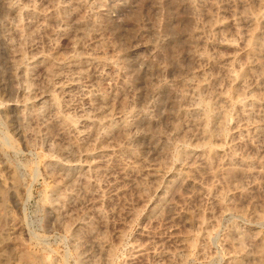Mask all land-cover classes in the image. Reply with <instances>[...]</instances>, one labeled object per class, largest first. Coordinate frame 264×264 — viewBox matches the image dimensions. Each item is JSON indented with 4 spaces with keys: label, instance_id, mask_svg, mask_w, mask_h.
<instances>
[{
    "label": "rangeland",
    "instance_id": "obj_1",
    "mask_svg": "<svg viewBox=\"0 0 264 264\" xmlns=\"http://www.w3.org/2000/svg\"><path fill=\"white\" fill-rule=\"evenodd\" d=\"M0 249L264 264V0H0Z\"/></svg>",
    "mask_w": 264,
    "mask_h": 264
},
{
    "label": "bare ground",
    "instance_id": "obj_2",
    "mask_svg": "<svg viewBox=\"0 0 264 264\" xmlns=\"http://www.w3.org/2000/svg\"><path fill=\"white\" fill-rule=\"evenodd\" d=\"M46 2H47V1H46ZM53 4H54V3H53ZM57 5H58V4H57ZM34 9H35V8H34ZM34 9H33V10H34ZM36 9H37V8H36ZM56 13H57V11H56ZM61 30H62V29H60L59 31H61ZM10 46H11V45H10ZM18 54H19V53H18ZM16 56H17L16 58H18L19 55H16ZM22 56H23V55H22ZM20 57H21V55H20ZM16 58H15V60H16ZM21 58H22V57H21ZM22 59H23V58H22ZM17 61H19V59H18ZM20 61H21V60H20ZM22 62H23V60H22ZM22 62H21V63H22ZM31 62H32V61H31ZM38 62H39V61H38ZM78 62H79V61H78ZM80 62H81V61H80ZM15 63H16V62H15ZM74 63H75V61H74ZM76 63H77V62H76ZM81 63H82V62H81ZM81 63H80V64H81ZM72 65H73V64H72ZM75 65H76V64H75ZM82 65H83V64H82ZM12 66H13V65H12ZM14 66H16V65H14ZM69 67H70V66H69ZM75 67H76V66H75ZM75 67H74V69H75ZM15 68H17V67H15ZM76 68H78V67H76ZM80 68H81V67H80ZM74 69H73V70H74ZM78 69H79V68H78ZM81 69H82V68H81ZM28 70H29V68H28ZM75 70H76V69H75ZM79 70H80V69H79ZM76 72H77V70H76ZM79 72H80V71H79ZM26 76H27V75H26ZM30 80H31V79H30ZM28 82H30L29 79H28ZM28 82H27V83H28ZM27 85H28V84H27ZM28 86H29V85H28ZM44 97H45V96H44ZM49 97H50V96H49ZM103 98H104V97H103ZM41 99H44V98H41ZM52 99H53V98H51V101H52ZM54 99H55V98H54ZM40 101H41V100H40ZM46 101H47V100H46ZM51 101L48 100L47 102L51 103ZM42 102L44 103V101H42ZM39 103H40V102H39ZM45 103H46V102H45ZM45 103H44V104H45ZM40 104H42V103H40ZM42 105H43V104H42ZM54 105H57V103L55 102ZM89 105H90V104H89ZM46 106H47V103H46ZM52 106H53V105H52ZM90 106H91V105H90ZM92 106H93V105H92ZM92 106H91V107H92ZM53 107H55V106H53ZM56 107H57V106H56ZM208 107H209V106H208ZM130 112H131V111H130ZM22 113H23V112H22ZM87 117H89V116H87ZM122 117H123V116H122ZM63 118H64V117H63ZM84 118H85V117H84ZM84 118H83V119H84ZM100 118H101V117H100ZM120 118H121V117H120ZM128 118H129V117H128ZM60 119H61V117H60ZM60 119H59V120H60ZM64 119H65V118H64ZM83 119H82V120H83ZM122 119H123V118H122ZM125 119H126V118H125ZM129 119H131V118H129ZM62 120H63V119H62ZM90 121H91V119H90ZM116 121H117V120H116ZM118 121H119V119H118ZM68 122H69V121H68ZM77 122H78V121H77ZM85 122H86V121H85ZM66 123H67V122H66ZM93 123H94V122H93ZM112 123H113V122H112ZM112 123H111V124H112ZM124 123H126V122H124ZM124 123H123V126L125 125ZM62 124H63V123H62ZM90 124H91V123H90ZM106 124H108V123H106ZM106 124H105V125H106ZM114 124H115V123H114ZM127 124H128V123H127ZM127 124H126V125H127ZM85 125H86V124H85ZM87 125H88V124H87ZM126 125H125V126H126ZM66 126L69 127L68 125H66ZM71 126H72V125H71ZM75 126H76V125H75ZM77 126H78V124H77ZM88 126H89V125H88ZM95 126H96V125H95ZM98 126H99V125H98ZM125 126H124V127H125ZM128 126H129V125H128ZM130 126H131V124H130ZM80 127H81V126H80ZM69 128H70V127H69ZM75 128H76V127H75ZM81 128H85V127H81ZM91 128H92V127H91ZM103 128H104V127H103ZM114 128H115V126H114ZM116 128H117V127H116ZM66 129H67V128H66ZM76 129H77V128H76ZM106 129H107V128H106ZM73 130H74V129H73ZM77 130H79V128H78ZM80 130H81V129H80ZM80 130H79V132H80ZM82 131H83V130H81V132H82ZM102 131H103V129H102ZM108 132H109V131H108ZM77 133H78V132H77ZM98 134H100V131L98 132ZM102 135H103V133H102ZM106 135H108V134H106ZM99 138H100V137H99ZM103 138H105V137H103ZM80 139H81V138H80ZM100 145H101V144H100ZM74 146H76V145H74ZM103 148H104V147H103ZM101 152H102V151H101ZM199 153H200V152H199ZM103 154H104V153H103ZM212 154H213V153H212ZM99 156H100V155H99ZM198 156H199V155H198ZM201 156H202V155H201ZM211 156H212V155H211ZM199 157H200V156H199ZM99 158H100V157H99ZM195 159H197V158H195ZM198 159H199V158H198ZM198 159H197V160H198ZM203 159H204V158H203ZM195 161H196V160H195ZM200 161H201V160H200ZM202 161H203V160H202ZM202 161H201V162H202ZM96 162H97V161H96ZM204 162H205V161H204ZM95 164H96V163H95ZM51 165H53V163H52ZM52 167H53V166H52ZM93 168H94V167H93ZM83 170H84V169H83ZM175 174H176V173H175ZM175 176H176V175H175ZM0 250H2V249H0ZM3 251H5V250H3ZM26 258H27V257H26ZM23 259H25V256L23 257ZM28 259H29V258H28Z\"/></svg>",
    "mask_w": 264,
    "mask_h": 264
}]
</instances>
